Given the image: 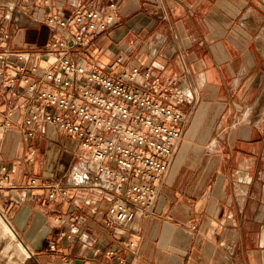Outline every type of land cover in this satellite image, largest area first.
Here are the masks:
<instances>
[{
    "label": "crops",
    "instance_id": "1",
    "mask_svg": "<svg viewBox=\"0 0 264 264\" xmlns=\"http://www.w3.org/2000/svg\"><path fill=\"white\" fill-rule=\"evenodd\" d=\"M107 1L0 0V32H13L0 51L28 56L10 55L4 67L0 59V175L15 165L10 185L37 177L71 193L50 200L39 186L22 200L9 186L0 213L39 264H264V0H115V23L90 40L101 66L125 54L179 76L196 96L181 106L190 122L156 206L130 230L107 224L111 194L72 183L83 164L78 141L51 124L23 131L36 101L16 65L37 66L33 77L54 67L44 50L58 32L47 16Z\"/></svg>",
    "mask_w": 264,
    "mask_h": 264
},
{
    "label": "built area",
    "instance_id": "2",
    "mask_svg": "<svg viewBox=\"0 0 264 264\" xmlns=\"http://www.w3.org/2000/svg\"><path fill=\"white\" fill-rule=\"evenodd\" d=\"M117 16L115 0L89 8L78 5L70 16L49 14L46 23L58 33L44 51L56 57L54 67L44 69L40 77H33L37 66L32 72L21 64L16 68L27 84L25 93L36 101L23 131L32 137L51 124L78 141L84 151L83 164L73 170L72 183L111 194L107 224L128 231L137 213L153 212L158 186L170 172L190 122V114L181 106L193 104L196 96L179 76L156 74L152 67L136 64L125 54L105 66L94 59L88 49L90 40L111 27ZM12 36L10 30L1 31L0 41ZM10 55L28 58L19 52L0 51L3 67ZM6 83L15 84V78H7ZM14 172L12 165L0 175V192L9 186L18 188L19 197L26 200L42 186L50 200L71 196L60 181L33 177L25 185H10ZM124 243L136 246L134 240ZM50 248L56 249V243ZM71 263L69 259L63 262Z\"/></svg>",
    "mask_w": 264,
    "mask_h": 264
},
{
    "label": "rangeland",
    "instance_id": "3",
    "mask_svg": "<svg viewBox=\"0 0 264 264\" xmlns=\"http://www.w3.org/2000/svg\"><path fill=\"white\" fill-rule=\"evenodd\" d=\"M1 214V213H0ZM2 215V214H1ZM3 217V216H2ZM0 225V264H39L35 256L28 257L10 234Z\"/></svg>",
    "mask_w": 264,
    "mask_h": 264
},
{
    "label": "bare ground",
    "instance_id": "4",
    "mask_svg": "<svg viewBox=\"0 0 264 264\" xmlns=\"http://www.w3.org/2000/svg\"><path fill=\"white\" fill-rule=\"evenodd\" d=\"M2 222V227L5 230V232H8L13 240L17 243V245L20 247V249L26 253L28 256H31V253L28 251L26 246L22 243V241L18 238L17 234L14 232V230L10 227V225L5 221L4 217L0 214V225ZM8 234V235H9Z\"/></svg>",
    "mask_w": 264,
    "mask_h": 264
},
{
    "label": "water",
    "instance_id": "5",
    "mask_svg": "<svg viewBox=\"0 0 264 264\" xmlns=\"http://www.w3.org/2000/svg\"><path fill=\"white\" fill-rule=\"evenodd\" d=\"M22 242H23V241H22ZM26 247H27V246H26ZM29 251H30V250H29ZM30 253H31V255H33V252L30 251Z\"/></svg>",
    "mask_w": 264,
    "mask_h": 264
}]
</instances>
